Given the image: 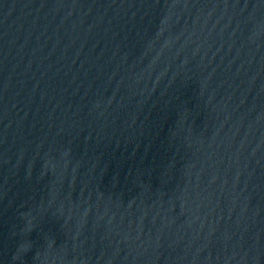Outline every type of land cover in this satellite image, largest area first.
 Returning <instances> with one entry per match:
<instances>
[{"label": "water", "instance_id": "water-1", "mask_svg": "<svg viewBox=\"0 0 264 264\" xmlns=\"http://www.w3.org/2000/svg\"><path fill=\"white\" fill-rule=\"evenodd\" d=\"M79 0H0V85Z\"/></svg>", "mask_w": 264, "mask_h": 264}]
</instances>
